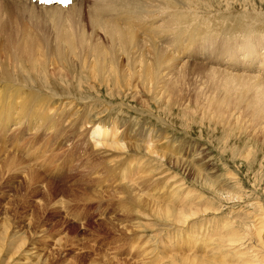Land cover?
Wrapping results in <instances>:
<instances>
[{
	"label": "rangeland",
	"instance_id": "rangeland-1",
	"mask_svg": "<svg viewBox=\"0 0 264 264\" xmlns=\"http://www.w3.org/2000/svg\"><path fill=\"white\" fill-rule=\"evenodd\" d=\"M87 1L82 4L83 12L87 11ZM234 4L231 6L234 7ZM18 6L8 0L0 5V102L4 103L8 117L12 116L10 109L14 104L1 95L3 90L7 95V89L15 83L19 88H29V91L43 95L38 100L34 97V104L40 105L43 101L46 105L50 101L47 109H51V112L48 111V114L53 113L54 105L60 103L61 109L58 111H68L69 115L65 113L68 119L74 114H83L85 105L89 121H94L93 116L98 114L117 118L119 130L122 131L118 136L124 138V150L105 151L102 148L98 152L93 151L89 140L86 141V131L82 130H87L88 126L80 127L81 123L78 126L75 123L76 116L72 129L75 137L81 141L78 150L79 157L81 153L84 157V161L78 163L81 171L75 179L72 176L55 180L47 178L45 173L44 176L38 167L30 163L35 155L26 160L19 150L15 153L14 150L1 147L7 142L0 141V150L3 152L0 151V246L3 247L0 264H184L187 257L196 259L199 264H242L245 258L240 256L244 248L241 245L226 246L224 232L231 227L241 230L240 224L251 228L258 223L257 217L260 218V214L264 213V131L249 113H243V116H249L255 123L253 129L247 127V131L237 121L233 123V118L237 120L241 116L239 111L217 113L215 107H207L206 115L202 116L201 110L196 111L195 115V99H192L195 95L191 86L199 84L205 94H217L219 91L214 90L213 84L225 86L221 81L223 77L185 71L184 77L176 76L161 84L167 87L171 80L175 84L181 80L189 84L190 88L186 86V92L179 100L186 104L183 109L177 105V97L172 103L175 107H160V102L157 101V105L137 83L125 89L117 86L110 89L100 87L97 81L86 79L88 82L78 86V81L73 80L53 58L56 34L69 33L77 46L81 44L80 36L67 24L68 15L44 14ZM235 9L264 14V0H238ZM211 10L217 12L216 8ZM83 20L85 31L90 33L88 20L86 17ZM258 31L245 28L242 33L257 35ZM30 41L34 49L43 48L50 57L46 71L50 77L38 66L39 71L35 76L25 69L19 74L23 75L20 79H17V70L15 73L4 68V63L11 66L10 54H19L23 58L28 55L24 48L30 49ZM198 62L201 63L193 60L195 64ZM206 66L214 67L211 64ZM8 71L13 77L5 79L2 74ZM18 80L23 82L20 84ZM233 83L237 85L241 81L233 80ZM201 104L203 101H200ZM186 108L189 109L185 111ZM35 109L37 106L28 111L26 116L30 127L39 123ZM45 110L42 111L45 113ZM144 110L150 115L145 112L144 115L139 114ZM0 119L2 123L1 112ZM72 119L65 122V128L73 124ZM203 119L207 120L206 124L199 121ZM108 121L113 120L105 119L102 123ZM49 128L45 127L42 136L34 138L36 142L38 138L52 136ZM94 131L96 135H103L98 125ZM33 133V136L37 135ZM59 137L60 143L69 142L68 139L65 142L63 133ZM57 138L53 137L54 140ZM96 138L93 136L91 139ZM149 141L154 146H150ZM168 147L170 149H166ZM144 150L159 154L160 162L157 161L158 157L148 155ZM199 153L200 160L197 157L194 159ZM55 156V153H50V164ZM57 160V165L63 169L67 158L65 162L62 158ZM121 176L123 179L133 177L131 180L135 182L131 185L122 182L125 189L119 182ZM204 181L210 182L212 187L203 186L201 182ZM159 206L170 207L169 212L173 214H188L184 211L190 208L199 209V213L192 216L191 220L187 217L189 221L183 225H176L164 217L151 215ZM195 210L192 211L197 212ZM125 218L131 222H125L128 229L122 232L121 220ZM242 234L245 235L240 232V238H236L235 243L243 242ZM21 242L25 243L24 246ZM252 242L249 244L254 247ZM256 242L261 247L259 254L264 257V242L258 238ZM242 244L248 245L245 241ZM213 253L215 258H212ZM257 253H249L245 257ZM171 256L178 262L172 263Z\"/></svg>",
	"mask_w": 264,
	"mask_h": 264
},
{
	"label": "bare ground",
	"instance_id": "bare-ground-1",
	"mask_svg": "<svg viewBox=\"0 0 264 264\" xmlns=\"http://www.w3.org/2000/svg\"><path fill=\"white\" fill-rule=\"evenodd\" d=\"M85 1L86 0H74L73 3L65 9L59 6H37L30 3L28 0H8L12 5L17 4L23 7L24 10H37L44 14L56 16L68 15L67 19L69 20L67 24L71 26L77 36H80L81 44L77 46L71 40V34L60 32L54 36L55 46L53 48V58L62 69L66 70L72 76L73 80L78 81V86L84 84V82L87 81L86 79L97 81L100 87L110 89L115 86L125 89V87H129L130 85L134 86L137 83L138 87L144 89L151 95V99L157 105V101L160 102V107L170 105L168 107L170 108L171 105H173V101H175V97H177V105L183 109L185 103L183 104L179 100L186 92V86L188 87L189 84H187L185 80H181V82H177V84L171 80V82L167 84V87H162L160 85L165 81L174 79L176 76L184 77L185 75L183 72L185 71L209 73L223 77L221 81L225 83V86L214 83V90L219 92H217V94H215V92H213V94H205V92H203V87L199 88V84H193L191 87L194 88L192 93L195 95V98L192 97V99H195V115L198 110H201L202 116L206 115L207 107H215L217 113H229L227 110L239 111L241 116H239L237 120L233 118V123L237 121V123L247 131V127L253 129V123H255L249 116H247V118L243 116V113H249V115L258 122L259 128L264 131V47L262 49V46H264V28L262 26H256L251 21L263 22L264 14H259L258 11L257 14L255 11H251L250 13L245 11L239 12L241 10H237L236 16H233V12L225 13L232 8L235 9L238 0H88L87 2H89V5L87 11L83 12L82 4ZM1 3H3V0H0V5ZM233 3H235L234 7L231 6ZM223 7L226 8L223 10ZM214 8L217 9V12L211 10ZM246 10L250 11V9ZM29 14L31 13L29 12ZM85 17L88 20L90 33L85 31V25L83 26L82 24L84 21L83 18ZM245 28L259 31L257 35H244L242 32ZM44 39L43 37L42 40ZM28 46L30 49L24 48V51L28 52L26 57L23 58L19 54H10L9 57L12 61L11 66L4 63V68L11 69V71H15V73L18 71L17 77L19 78L16 77L17 79L23 76H19V74H22L25 69L31 71L32 75L35 76L39 71L37 66L48 76L49 74H47L46 71L50 57L45 54L43 48L39 47L37 50L34 49L31 41L28 43ZM8 59L9 58H7V61ZM193 60H195V62L199 60L201 63L198 62L195 64ZM207 64L214 65V67H207ZM0 68L2 69V66H0ZM2 75H4L5 79L13 77L9 71ZM33 79H35V77ZM233 80L241 81V83L235 85ZM22 82L19 81L20 84ZM38 89L40 90V87ZM81 89L82 87H80L79 90ZM29 92L31 93L32 91L30 90ZM40 93L42 92L40 91ZM60 94H62V92ZM4 95L6 96V93L3 90V95L1 96ZM25 96H27V98L24 100L25 105L22 107V113L27 116L28 111H31L33 107L37 106L35 111L39 115L38 119H46L48 117V111L51 112V109H47L50 101H47L48 103L46 105L43 101H41L40 105H37L33 103L36 100V98L34 100V96H29L28 94ZM37 96L41 98L43 95L37 94ZM46 98H48V96H46ZM71 99L74 103L75 100L72 97ZM200 101H203V104L200 105ZM62 105H65V103H62ZM173 106L175 107L176 105ZM54 107L55 108L52 107L54 109L53 113H56L58 117L65 118L68 114V111L66 112L65 110L58 111V109H61L60 103L55 104ZM63 107L65 106H62V108ZM85 108H87L86 105L83 114H74L70 116L74 118L72 119L73 124H71L72 121H70V124L74 126V122L77 120L75 123L78 126L80 123V127L88 126L87 130L84 128L82 130L86 131L89 143L94 149L93 151L98 152L102 148L105 149V151L124 150V138L123 136H118V131L120 129L118 125L120 123H116L115 121L102 123L105 119L101 118L102 116L100 114H98V116H93L94 121H91V119L89 121V116L86 113L88 109L85 110ZM45 109H47V111ZM187 109L189 108H186L185 111H187ZM42 110H45V113ZM144 112L150 115L147 110L139 114L144 115ZM62 114H64L65 117ZM66 121L65 119L62 120L64 124ZM195 121L197 120L195 119ZM199 121L205 122L206 124L207 120L203 119ZM49 122L50 123L45 127H50L49 132L54 138L59 137L60 133H63L59 121H56L54 118H49ZM96 125H98L103 135H96L97 133L94 131ZM132 125H134V122ZM214 125L216 124L214 123ZM81 134L84 133L81 132ZM93 136L98 138L91 139ZM66 139L67 138H64L65 142L67 141ZM151 143L152 142H150V146H154ZM166 149L170 148L168 147ZM147 151L150 150H144V152ZM8 152H5V154ZM147 154L155 155L158 157L157 161L160 162V155L156 152L151 151L147 152ZM196 157L199 159L200 153L196 154L193 158L195 159ZM12 159L17 161L15 158ZM194 159H192V161H194ZM138 161L139 160H137V162ZM253 161L256 162V160ZM130 171H133L132 168H130ZM136 176H139V174ZM121 178L119 182L125 189L126 186L122 182H126L129 185L135 182L131 180L133 177L123 179V176H121ZM138 179L139 177L135 180ZM201 183L207 188L212 187L211 183L208 181ZM169 209L171 208L167 206H159L157 210L151 212V215L157 218H160V216L164 217L176 225H183L185 222L191 220L192 216L199 213V209L195 210L190 208L188 211H184L189 212L188 214L181 212L173 214V212H169ZM183 209H185L184 206ZM260 216V218L257 217L258 223L251 226V228L240 224L239 227L241 230H237L235 229L236 227H231L230 229L225 225L228 228L224 232L227 238V240H224L227 243L226 246L230 245V247H234L235 245H241L242 248H244L240 256L245 258L242 264L264 263V257L258 252L261 247L256 242L257 238L264 242V213L260 214ZM187 217L189 220H187ZM125 219L121 220L123 223L122 232L128 229L125 222L129 218ZM128 221L131 222L130 220ZM137 226L139 225L137 224ZM7 232L6 230L5 233ZM240 232L245 233V235L242 234L241 236H244L242 239L243 242L245 241V243H248L247 246L243 245V242L240 243V241H236L237 243L234 242L236 238H240ZM225 236L223 235V239ZM223 239L220 240L221 244ZM248 241H253L252 243L255 244L254 247L257 248L252 247ZM24 244L25 243H22L23 246ZM20 246L21 245H19V248H21ZM2 248L0 246V257L3 254ZM214 253L213 256L215 255ZM249 253L257 254L251 257H245L246 255H250ZM180 258L181 257H179V259ZM212 258H215V256ZM165 259L167 258L165 257ZM170 261L172 263L178 262L175 258ZM184 264H199V261L197 262L196 259L187 257Z\"/></svg>",
	"mask_w": 264,
	"mask_h": 264
}]
</instances>
